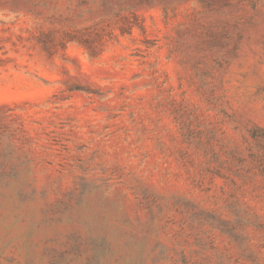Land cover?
Listing matches in <instances>:
<instances>
[{
	"label": "rangeland",
	"instance_id": "374dc122",
	"mask_svg": "<svg viewBox=\"0 0 264 264\" xmlns=\"http://www.w3.org/2000/svg\"><path fill=\"white\" fill-rule=\"evenodd\" d=\"M0 264H264V0H0Z\"/></svg>",
	"mask_w": 264,
	"mask_h": 264
}]
</instances>
